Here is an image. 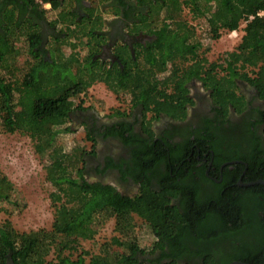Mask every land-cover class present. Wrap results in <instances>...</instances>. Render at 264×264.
I'll list each match as a JSON object with an SVG mask.
<instances>
[{"label":"trees","instance_id":"1","mask_svg":"<svg viewBox=\"0 0 264 264\" xmlns=\"http://www.w3.org/2000/svg\"><path fill=\"white\" fill-rule=\"evenodd\" d=\"M81 1L0 0V124L8 131L18 129L17 110L22 105V129L33 139L34 150L49 161L47 180L65 196L54 209L49 229L18 231L9 220L0 223V264H144L136 256L138 249L146 248L139 247L136 239L133 213L144 216L147 211L154 214L146 222L154 235L148 248L151 252L158 249L160 258H165L159 264L262 262L261 255L257 262L246 258L248 244L238 233L252 215L253 203L264 200L263 184L255 183L243 192L227 190L222 182L201 189L196 182L186 184L178 179L154 188L135 176V170L157 168L158 161L167 155L173 167L179 163L173 155L178 149L167 141L168 148L160 146L158 139L153 140L150 125L160 114L178 119L185 116L193 102L189 90L192 80H201L210 90L213 104L224 112L229 105L238 107L242 103L234 77L253 85L264 104V16L248 20L234 49L226 51L217 62L208 61L201 53L194 24L183 14L187 9L191 17L204 18L209 35L217 38L221 31L236 28L242 18L264 8V0ZM46 2L51 5L48 9L43 6ZM49 9L55 11L52 18L46 15ZM103 12L123 16L129 34L143 32L152 37L129 43L121 35L111 42ZM72 38L85 45L83 56L64 51L65 42ZM18 40L24 42L28 56L23 70L17 66ZM103 44L111 45L108 60L99 55ZM96 81L117 94L127 93L130 106L142 111V128L150 137L142 139L132 132L123 136V140L133 143L129 172L140 183L136 195L121 193L107 182L88 181L84 168L75 166L72 170L83 159L82 152L65 154L57 149L58 133L71 130L61 126L76 110L74 99ZM112 111L124 114L117 108ZM146 114L149 119H144ZM261 121L264 133V110ZM90 131L87 133L94 139ZM192 142L186 139L182 151L188 152ZM211 148L217 164L230 158L229 154L217 156L221 150L218 142H212ZM91 150L94 152V148ZM246 161L248 169H261L264 178V156L259 151ZM226 171L225 166L224 175ZM12 190V181L0 172V201L8 200ZM85 193L89 196L84 199ZM171 197H177L180 204H171ZM242 203L249 206L245 207L246 218ZM98 216L113 217L121 249L112 250L103 243L101 251L87 260L82 252L75 256L65 252L76 248L79 239L94 235ZM257 240L264 243L260 237ZM51 250L53 259L47 257ZM191 257H196L195 263L190 262Z\"/></svg>","mask_w":264,"mask_h":264},{"label":"flooded vegetation","instance_id":"2","mask_svg":"<svg viewBox=\"0 0 264 264\" xmlns=\"http://www.w3.org/2000/svg\"><path fill=\"white\" fill-rule=\"evenodd\" d=\"M81 3L86 4V1L82 0ZM76 6L79 7V5ZM108 14L109 16H106L105 19L107 36L110 41H115V38L121 35L129 43L132 41L145 42L152 37L151 34L143 32H138L134 36L129 34L124 28L123 16L110 12ZM48 29L51 31L50 27ZM110 46L102 45L99 55L103 60H108L111 57ZM234 81L236 92L242 96V103L238 107L229 105L226 112L213 104L210 90L203 86L201 80L195 79L189 82L193 102L188 105L185 116L178 119L160 114L157 119L151 120L150 125L154 132L153 140L158 139L160 146L168 148L167 141L173 144L175 150L178 149L173 155L175 157L177 155L174 160L179 163L173 167L174 164H172L169 155L162 161L158 157L157 160L160 161L157 163V168L135 170V176L143 178L154 188L159 187L161 183H167V180L173 182L178 179L186 184L187 182H196L202 186L201 189L212 183L222 182L227 190H242L243 192L255 183L262 184L255 181L264 179L260 176L261 169L257 171L248 169L246 158H251L255 151H259V154L264 156V133L261 121L264 110L263 100L258 96L255 87L246 79L234 77ZM191 83H194L193 91L190 88ZM112 112L106 116H99L92 109H76L72 112L76 120L83 124L86 132L93 130L90 132L93 134V140L97 142L95 151H90L86 155L84 170L89 172L86 179L107 182L114 185L121 193L136 195L139 193L140 183L129 172V165L130 167L133 165L131 160L133 143L123 140V136H128L130 132L141 135L142 139L150 136L142 128L144 120L140 108L129 106L127 111H123V115H115ZM144 119H149V115L146 114ZM112 129L114 133L109 132ZM186 139L193 142L189 146L188 152H183L182 148ZM212 142H218L221 148L217 151V156L229 157L230 155V158L219 164L214 162L215 153L211 148ZM225 166L227 171L224 175L223 168ZM251 176L254 179H247ZM223 177H225V181ZM108 179L112 183L108 182ZM176 198L171 197L170 203L179 205V200L177 201ZM242 206L246 218L247 209L245 207L249 208L248 203H242ZM252 207V215H249L241 225V232L238 234H242L248 244L244 250L247 254L246 258L254 262L262 258L263 262L264 243L261 245L257 239L260 237L264 240V200L253 203ZM139 247L142 248L140 245ZM182 255H185L184 252ZM136 256L144 264H159L165 261V258H160L158 249L153 252L150 251V248L143 251L138 249ZM191 258L190 262L195 263L196 257ZM179 260L184 261L185 258H179Z\"/></svg>","mask_w":264,"mask_h":264},{"label":"rangeland","instance_id":"3","mask_svg":"<svg viewBox=\"0 0 264 264\" xmlns=\"http://www.w3.org/2000/svg\"><path fill=\"white\" fill-rule=\"evenodd\" d=\"M85 1L87 3L89 0ZM45 8L48 9L49 6ZM54 14V10L49 9L46 12L48 18H52ZM103 14L105 17L109 16L108 12H103ZM183 14L194 24L196 36L201 41L200 51L208 61L220 62L224 53L234 49L238 43L239 38L229 35L228 30H223L219 37L212 38L207 31L204 18L191 17L187 9H183ZM17 46L20 49L17 66L23 70L28 56L22 40L17 41ZM63 49L66 53H77L79 57L86 52L85 45L73 38L65 42ZM74 71L77 72L76 67ZM193 87L194 83H191V91H193ZM21 106V104L18 105L17 110L18 129L8 131L0 124V172L4 173L13 183L10 198L6 201H0V223L9 220L18 231L49 229L53 220L54 209L61 202H64L65 196L56 191L47 180L46 168L49 166V161L46 156H40L34 150L33 139L22 129V121L20 120L24 111ZM74 106L76 109H92L99 116H106L115 108L127 111L130 106L129 95L125 92L117 94L107 88L103 82L96 81L88 86L78 98L74 99ZM66 126H69L71 130L58 133L56 137L57 149L63 151L62 149L67 143L65 138L70 137L75 145L71 152L80 150L83 158L72 167V170L75 169V166L85 168L86 155L88 152H92V148L95 151L97 142L91 139L83 124L76 120L73 113H71L70 120L65 122L61 128ZM88 173L87 170H84L86 178H88ZM107 181L112 183L110 179ZM88 196L89 193L82 194L84 199ZM149 214V211L144 216L136 212L133 213L134 233L139 245L144 248H148L154 238L149 225L146 223L148 219H153L154 214ZM96 219L94 235L91 238L79 239L76 248L65 252H69L72 256L82 252L87 260L90 255L101 251L103 243L108 244L112 250L121 249L117 240L120 235L114 228L113 217L101 218L98 216ZM53 256L54 253L51 250L47 257L53 259Z\"/></svg>","mask_w":264,"mask_h":264},{"label":"built area","instance_id":"4","mask_svg":"<svg viewBox=\"0 0 264 264\" xmlns=\"http://www.w3.org/2000/svg\"><path fill=\"white\" fill-rule=\"evenodd\" d=\"M38 2H42V0H36ZM43 6L46 7V6H49V3L46 2V3H43ZM264 16V8H261V9H258L255 13H251L249 15H247L245 18H242L239 23H238V26L234 29H231V30H228L229 31V35H233L234 37H237L240 39V36L243 32V27L244 25L246 24V22L248 20H250L251 18H253L254 16Z\"/></svg>","mask_w":264,"mask_h":264},{"label":"clouds","instance_id":"5","mask_svg":"<svg viewBox=\"0 0 264 264\" xmlns=\"http://www.w3.org/2000/svg\"><path fill=\"white\" fill-rule=\"evenodd\" d=\"M67 140V143L65 144V146L63 147V152L65 154H69L71 153L73 147L75 146L74 143L71 141V138L70 137H66L65 138Z\"/></svg>","mask_w":264,"mask_h":264},{"label":"water","instance_id":"6","mask_svg":"<svg viewBox=\"0 0 264 264\" xmlns=\"http://www.w3.org/2000/svg\"><path fill=\"white\" fill-rule=\"evenodd\" d=\"M255 181L264 184V179H262V178L256 179ZM249 183H252V182H249ZM226 264H252V263H249L246 261H241V260H231V261L227 262ZM259 264H264V259H263V262L259 263Z\"/></svg>","mask_w":264,"mask_h":264}]
</instances>
